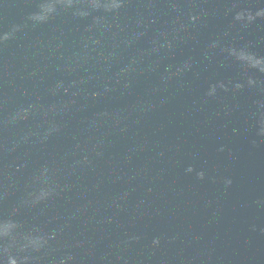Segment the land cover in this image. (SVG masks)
Wrapping results in <instances>:
<instances>
[{"label":"water","instance_id":"95a60500","mask_svg":"<svg viewBox=\"0 0 264 264\" xmlns=\"http://www.w3.org/2000/svg\"><path fill=\"white\" fill-rule=\"evenodd\" d=\"M0 264H264V0H0Z\"/></svg>","mask_w":264,"mask_h":264}]
</instances>
